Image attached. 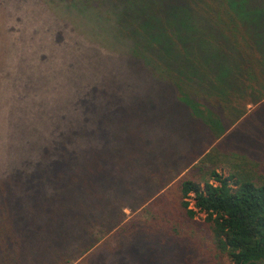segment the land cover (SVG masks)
Here are the masks:
<instances>
[{"label":"trees","instance_id":"1","mask_svg":"<svg viewBox=\"0 0 264 264\" xmlns=\"http://www.w3.org/2000/svg\"><path fill=\"white\" fill-rule=\"evenodd\" d=\"M48 1L90 47L68 64L87 79L50 130L0 121V264H264V176L226 146L264 107V0ZM143 54L163 104L129 122L126 60Z\"/></svg>","mask_w":264,"mask_h":264},{"label":"rangeland","instance_id":"2","mask_svg":"<svg viewBox=\"0 0 264 264\" xmlns=\"http://www.w3.org/2000/svg\"><path fill=\"white\" fill-rule=\"evenodd\" d=\"M66 20L67 16L57 13L48 0H0V121H10L13 115H20L25 123L36 124V132H39L40 122L50 130L56 122L62 121L66 112L81 110L77 108L76 101L82 94L78 93L84 89L87 76L77 74L78 65L71 72L68 64L69 57L77 52H85V48L90 47L83 45L81 39H72L73 35L60 27L61 25L56 26L57 21L66 23ZM97 29L102 48L113 53L115 42L113 39L109 40V33L113 32V29L100 22ZM126 61L128 67L136 69V72L131 69H128L130 73L124 72L127 79H134L136 75L132 91L125 101L127 108L129 107L128 120L134 122L131 109H138L139 105L146 106L148 110L138 111L148 114L152 108V95L156 103L163 104L158 101L157 94L152 89L156 82L149 74L156 80H161L164 73L161 63L149 55L143 54L141 61H134L129 57ZM97 104H86L84 108L91 109ZM256 108L249 106V113ZM108 113L107 109L100 106L97 107L95 116L89 119H103L105 122ZM114 119L117 120L118 117L114 115ZM19 124L22 125L21 122ZM14 126L15 124L10 128L13 130ZM0 127H3L1 123ZM0 132L4 133V128ZM11 133L5 134L3 140H12L15 132ZM240 134H244L241 141L237 142V137H232L233 139L227 142V152L238 143L239 149L244 153L239 160L244 166H252L259 175L264 176V107L242 125ZM14 137L18 141L21 139L17 135ZM231 155L234 154L228 153V157ZM221 172L229 175L226 169ZM144 208L135 215L143 220L149 219L147 213H142ZM127 214L128 218L132 217L129 210ZM202 216H197V219ZM73 264H80V260Z\"/></svg>","mask_w":264,"mask_h":264}]
</instances>
